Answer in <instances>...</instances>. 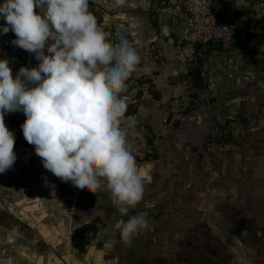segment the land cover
I'll use <instances>...</instances> for the list:
<instances>
[{
	"label": "crops",
	"instance_id": "obj_1",
	"mask_svg": "<svg viewBox=\"0 0 264 264\" xmlns=\"http://www.w3.org/2000/svg\"><path fill=\"white\" fill-rule=\"evenodd\" d=\"M3 2L0 0V4ZM88 2L98 14L99 25L126 31L127 40L140 56L136 71L126 82V91L121 95L128 97V107L133 108H127L129 113H125V120L135 116L147 128V134L153 135L152 146L145 141L143 144L147 153L153 150L156 156L149 161H136L149 182L176 181L182 192L183 180L189 178L181 172L183 164L180 163L184 161L188 168L194 150L202 147L210 133H232L243 129L244 125L249 130L264 132V37L248 45L206 51L195 64L177 69L172 60L168 10L154 13L149 0ZM4 25L5 21L0 17V26ZM14 39L12 31L0 34V59L8 60L13 78L21 67L31 69L39 64L34 54L14 46L11 43ZM152 42L159 44L166 63L158 65L148 58L146 49ZM45 54L48 53L45 51ZM25 119L22 111L7 113L4 117L6 127L14 133L17 159L11 169L0 174V264L248 263L249 259H243L241 254L223 253L218 241L202 243L204 254L192 253L198 258L190 256L189 252L181 260L174 261L165 260V256L154 258L150 251L143 252L141 234L130 246L117 236V229L112 236L107 232V238L101 240V218L108 217L107 223L115 225L113 221L118 217L116 211L109 214L105 195L110 193L80 191L78 196L74 188L69 190L71 182H62L47 171L35 154L34 146L23 137L21 125ZM261 130H257L258 135L263 133ZM247 152L245 165L252 174L246 180L241 179L240 182H245L243 187H237L241 199L237 206L230 203L232 197L224 194L235 187L231 190L219 185L217 178H212L214 171H210L209 180H200L195 189L200 195L198 207L202 209L204 201L206 211H217L200 212L201 219L202 215L206 216L209 225L213 221L219 222V231L227 230L226 219L237 214L234 209L245 206L239 216L244 225L241 222V227L232 228L230 235L242 240V248L252 247L259 262L264 263V202L261 200L264 199V142L255 144L254 139ZM144 153L139 157L142 158ZM222 174L226 179L233 175L227 170ZM51 179H56L57 185L48 192L46 188ZM224 197L228 201L220 202ZM225 202V207L231 209L223 208ZM255 203L263 210L256 212ZM219 206L222 207L220 211L217 210ZM83 208L85 210L80 211Z\"/></svg>",
	"mask_w": 264,
	"mask_h": 264
},
{
	"label": "clouds",
	"instance_id": "obj_2",
	"mask_svg": "<svg viewBox=\"0 0 264 264\" xmlns=\"http://www.w3.org/2000/svg\"><path fill=\"white\" fill-rule=\"evenodd\" d=\"M0 17V34L12 31L11 43L39 61L13 78L0 59V174L17 159L5 114L22 111L23 137L43 167L81 191L110 193L116 229L130 246L149 228L146 212L130 214L145 192L128 139L140 135L136 117L121 126L128 108L121 93L140 56L126 38L109 41L88 0H4Z\"/></svg>",
	"mask_w": 264,
	"mask_h": 264
},
{
	"label": "rangeland",
	"instance_id": "obj_3",
	"mask_svg": "<svg viewBox=\"0 0 264 264\" xmlns=\"http://www.w3.org/2000/svg\"><path fill=\"white\" fill-rule=\"evenodd\" d=\"M224 1L227 3V5L234 7L236 18L240 20L243 24H246L247 26H249V28L247 29L249 34H248L246 42L243 45H248L251 42L257 41V39L264 37V0H244V2L241 4L240 3L236 4L234 0H224ZM131 109L133 110L132 106L128 107V110H131ZM229 120H232V119H229ZM237 121L240 122V120H237ZM124 123L126 124L127 120H125ZM244 126H243V129H239L237 131L235 130L232 133L230 131H228V133L223 132L221 133L223 136H216L215 133L213 134L210 133L202 145L201 151H204V154H202L201 152H198V154L192 158V160L193 159L198 160L203 157L201 159L202 161L204 160L213 161L215 165L217 166V168L220 167L221 170L224 171V173H225V170H227L228 172L229 171L232 172L233 175H228L227 179L225 176L223 177L224 174L220 172H219V177H216V178H218L217 182L219 185H220L219 183L220 178L223 179L224 184L226 181L227 182L229 181L227 184L222 185L224 188H227V189L231 188L232 190L233 187H235L233 191H230V192L226 191L224 194L227 197L228 196L232 197L233 200L232 201L230 200V203L236 206L239 203H241V199L238 198L237 187L238 188L243 187L245 185V182L243 181L240 182L241 179L244 178L246 180V178L250 177V175L252 174V170L249 168V166L245 165L246 164L245 159H247V156H248L247 150L250 144L253 143L254 139H255V144L264 142L263 130L261 129H250L249 130L247 126L245 127ZM146 129L147 128L143 126L142 122L137 119L136 131H138L140 135L139 136L130 135L128 138L130 149L133 155L135 156L136 161L145 159L144 155L142 158L139 156L140 154L142 155L143 152H145L144 154L147 153L146 152L147 147L143 144V142L145 141L143 137L147 134ZM257 130L258 131L261 130L263 133L261 135H258ZM213 137L216 138L215 142L212 140ZM210 140L213 143V148L218 146V148H215L216 150L209 151L206 149L208 145L207 142H209ZM210 171H211V168L208 170H204V168L201 167L200 169V172H203L205 174L207 173L210 174ZM204 180L206 179H203V181ZM105 196L107 199L106 200L107 205H109L108 206L109 209H112L113 211H117V209L112 204H109L108 202L111 200L110 194L105 195ZM227 197H224L222 201L220 202L228 201V199L226 200ZM261 200H263L264 202V199H261ZM242 201H244V199ZM246 201L250 203L251 199L250 200L247 199ZM202 204H203L202 209L200 208L197 209V213L198 212H203V213L209 212L210 210L206 211L208 209L204 205V201L202 202ZM222 206L223 208H226L225 207L226 202ZM254 206L256 207V209H254L256 212L257 210L258 211L263 210V208L260 207L259 204L255 203ZM221 209H222L221 206L217 207L218 211H220ZM234 210H236L237 214L230 215V217H227L226 220H227L228 230H225V231L218 230L219 222L216 223L215 221H213V223L215 224L211 223L209 225L208 219L204 215H202V219H201L200 215L196 216L190 213L185 214V215L183 214L179 222L177 219H174V217H170L169 218L170 223L171 221L175 222V225L172 223L171 224L168 223L169 222L168 221L167 223L169 227L167 226L166 229H162L163 231L160 230V232H157L159 233L160 236L155 237L156 238V240H154L155 242L151 243L150 245L151 255H153V257H158V258L165 256L166 258L165 260H168L170 258V260L177 261L179 259L181 260V257H183L184 253H189V252L195 253L197 251L196 253L204 254L205 251L202 250L201 248H205V247H202L201 245L202 243H206V242L208 243L211 241L216 243V241H218L219 242L218 246L220 247L223 253L227 251L230 253L232 252L234 254H241L243 259L250 260V261L248 260V263H245V264H264L263 262H259L258 258L256 257L257 254H255L253 249L251 250L252 247L242 248L240 246L241 244L240 241L242 240L239 241L235 237H232L230 235V232H232V228H237L238 226H240L241 222L243 221L242 218L241 219L239 218L242 212L240 213L238 209H234ZM213 212H217V211L213 209ZM213 212H209V213H213ZM175 217L178 218L179 216L177 215ZM183 217L185 218V220L183 219ZM244 218H247V216L245 215ZM158 221L160 222L161 220H158ZM182 222L184 226H187L190 223L193 224L194 222H196V223L201 224L200 226H204L203 228H205L204 230L198 228L196 231L195 230H185V237H186L187 243H189V244H186L185 246L184 244L183 245L178 244V240L181 238L182 235L181 234L179 235L177 231L178 227L176 225L177 223H182ZM208 248L209 246L207 247V249ZM206 253L208 254L209 252L207 251ZM254 254H255L254 256L255 262L253 261ZM256 258L258 261H256Z\"/></svg>",
	"mask_w": 264,
	"mask_h": 264
},
{
	"label": "built area",
	"instance_id": "obj_4",
	"mask_svg": "<svg viewBox=\"0 0 264 264\" xmlns=\"http://www.w3.org/2000/svg\"><path fill=\"white\" fill-rule=\"evenodd\" d=\"M154 13L168 10V32L173 40L172 60L177 69L196 63L206 51L226 50L243 45L248 37V28L236 18L233 6L224 0H149ZM237 4V3H236ZM89 11L96 17L98 26L109 41L117 44L121 37L128 38L126 31L99 25L98 14L88 2ZM148 58L162 65L167 62L159 44H148ZM212 140L215 142L216 138ZM211 151L213 143L207 142Z\"/></svg>",
	"mask_w": 264,
	"mask_h": 264
},
{
	"label": "flooded vegetation",
	"instance_id": "obj_5",
	"mask_svg": "<svg viewBox=\"0 0 264 264\" xmlns=\"http://www.w3.org/2000/svg\"><path fill=\"white\" fill-rule=\"evenodd\" d=\"M221 133L222 132L218 131L215 133V135L216 136H223ZM224 136H226V135H224ZM143 139L145 140L147 145L152 146L153 135L151 133L146 134L143 137ZM215 148H218V146H216ZM215 148H213L212 151L216 150ZM201 149H202V147L195 149L193 152V157H195L198 154V152H201L202 154H204V151H201ZM154 156H156V154H154L153 150H151L146 155L144 154V157H146V159H143L142 161H149V160L153 159ZM202 158H200L198 160H196V159L189 160L188 162L190 164H189L188 168H187L188 164L185 165L184 161L182 163H180V164H183L181 167L182 168L181 172H183V175L187 174V176L189 178L186 181L183 180L182 192L179 191V189L177 187L178 183L176 181H174V183H170L168 181H163V182H160L159 184H156L155 182H149V180H147L146 177H143L144 183H145V192H144L143 199L130 212V214H132V215L136 214L137 212H146L148 214L147 219L149 221H151V222H149V228L147 230H145L143 233H141V237H142V240L144 242L143 248L145 249V251H143V252H149L150 251L151 243L155 242L154 241V240H156L155 237L160 236L159 233H157V232H160V230L163 231L162 229H166V227L168 226V223H170V219H169L170 217H174V219H177L179 222L180 219L182 218L183 214L185 215V214L190 213V214H193L196 216L200 215V212L197 213V209L200 208V207H198V206H200V199L198 198L200 195H198L199 193H198L197 189H195V188H196L197 183L198 184L200 183V180H202V181H203V179L209 180L208 178L210 177L209 173L206 172L207 174H205L203 172H200L201 167H203L204 170H208L211 168V171L215 172V177H212L213 179H215L216 177H219V172L223 173V170H221L220 167L217 168V166L215 165V163L213 161H207V160L202 161L201 160ZM203 163H204V165H203ZM146 180H147V182H146ZM56 182H57L56 179L50 180V182L48 183L49 185H47V188H46L48 192H51L52 188L57 185ZM219 183H220V185H225L228 182H225V184H224L223 179L220 178ZM68 185H69V190L71 189V191H72L74 188L75 194L80 196L81 190H79L76 187H73L72 184H68ZM188 187H189V189H188ZM184 188H186L187 190L183 191ZM83 196H84V194H83ZM83 200H84L83 198L79 199V201H82V202H83ZM108 202H109V204H111L110 201H108ZM244 208H245V206H238V208H236V209H238L240 211V213L241 212L243 213L245 211ZM224 209H228V208H224ZM84 210L85 209L83 208V210L81 209L80 211L83 212ZM110 210L111 211L109 214L115 212L112 209H110ZM116 212H118V211H116ZM177 215L180 218L179 217L176 218L175 216H177ZM120 218H121L120 214L118 213L117 219L114 220L113 222L117 223V221ZM126 218L127 217H124V219H126ZM183 219L185 220L184 217H183ZM158 220H161V221L159 222ZM107 221H108V217L101 218V240H104L107 238V235H106L107 232H109L108 233L109 236H112L114 233L113 232L114 229H116V223L114 225L112 222L107 223ZM183 222L177 223L176 226L178 227L177 231H178L179 235L180 234L182 235L181 238L178 240V244L179 245L184 244V246H185L186 244H189V243H187V240L185 237V230H195L196 231L198 228L203 229V230L205 228H203L204 226H200L201 224L196 223V222H194L193 224L190 223L189 225L184 226ZM171 223L175 225V222L171 221ZM239 227H241V226H238L237 228H239ZM108 229H112V231H108ZM227 230H228V227H227ZM116 233H117V236H119L118 230H116ZM212 244H213V242H212ZM209 249L210 248H208V251H209ZM190 254H191L190 256H195V258L199 257L196 255H193L192 253H190ZM154 258H158V257H154Z\"/></svg>",
	"mask_w": 264,
	"mask_h": 264
},
{
	"label": "trees",
	"instance_id": "obj_6",
	"mask_svg": "<svg viewBox=\"0 0 264 264\" xmlns=\"http://www.w3.org/2000/svg\"><path fill=\"white\" fill-rule=\"evenodd\" d=\"M126 113H129V112H126Z\"/></svg>",
	"mask_w": 264,
	"mask_h": 264
}]
</instances>
